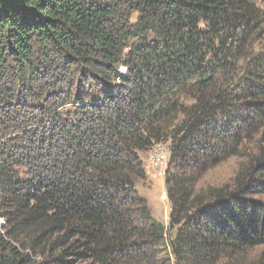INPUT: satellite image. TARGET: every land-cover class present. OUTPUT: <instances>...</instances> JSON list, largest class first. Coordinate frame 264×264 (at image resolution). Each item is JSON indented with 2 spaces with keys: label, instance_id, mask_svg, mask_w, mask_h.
Returning <instances> with one entry per match:
<instances>
[{
  "label": "trees",
  "instance_id": "trees-1",
  "mask_svg": "<svg viewBox=\"0 0 264 264\" xmlns=\"http://www.w3.org/2000/svg\"><path fill=\"white\" fill-rule=\"evenodd\" d=\"M253 136L230 182L198 186ZM161 144L167 228L135 192ZM263 195L264 0H0V264H157L161 247L264 264Z\"/></svg>",
  "mask_w": 264,
  "mask_h": 264
},
{
  "label": "rangeland",
  "instance_id": "rangeland-1",
  "mask_svg": "<svg viewBox=\"0 0 264 264\" xmlns=\"http://www.w3.org/2000/svg\"><path fill=\"white\" fill-rule=\"evenodd\" d=\"M69 108V107H68ZM250 137V135H249ZM242 143L237 149L236 156L221 155L215 161L209 162L207 165L201 167L198 186H216L230 182L236 174L241 162L245 161V157L248 155H254L256 153L255 141L257 137L253 136ZM166 153V160L162 165L153 166L150 161V152L144 153L140 156V160L143 162L146 179L143 182L138 183L135 186V192L139 198L146 201L148 212L156 222L162 224L165 228L168 225V216L170 210V204L167 200L165 192L164 180L166 174L175 172V169L169 166V150L167 144L159 145ZM260 201H264V195L256 197ZM139 224V223H138ZM167 239L169 238L168 231ZM263 249L257 248L252 251H248L243 255H238L229 260L227 257L223 259L219 264H251L256 260L257 256ZM161 254L156 258L157 264H175L173 257L169 254L168 249L161 247Z\"/></svg>",
  "mask_w": 264,
  "mask_h": 264
},
{
  "label": "built area",
  "instance_id": "built-area-1",
  "mask_svg": "<svg viewBox=\"0 0 264 264\" xmlns=\"http://www.w3.org/2000/svg\"><path fill=\"white\" fill-rule=\"evenodd\" d=\"M162 148L161 146H154L152 153L150 154V161L153 166L163 164Z\"/></svg>",
  "mask_w": 264,
  "mask_h": 264
},
{
  "label": "bare ground",
  "instance_id": "bare-ground-1",
  "mask_svg": "<svg viewBox=\"0 0 264 264\" xmlns=\"http://www.w3.org/2000/svg\"><path fill=\"white\" fill-rule=\"evenodd\" d=\"M157 146H159V145H157ZM152 153V151L150 152V154ZM162 157H164L163 158V163L165 162V161H167L166 160V153L163 151V149H162Z\"/></svg>",
  "mask_w": 264,
  "mask_h": 264
}]
</instances>
